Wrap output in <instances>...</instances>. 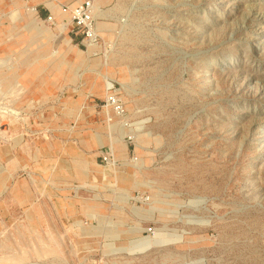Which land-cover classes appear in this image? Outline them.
<instances>
[{
	"label": "rangeland",
	"instance_id": "rangeland-1",
	"mask_svg": "<svg viewBox=\"0 0 264 264\" xmlns=\"http://www.w3.org/2000/svg\"><path fill=\"white\" fill-rule=\"evenodd\" d=\"M29 2L0 0V264H264V0Z\"/></svg>",
	"mask_w": 264,
	"mask_h": 264
},
{
	"label": "built area",
	"instance_id": "built-area-1",
	"mask_svg": "<svg viewBox=\"0 0 264 264\" xmlns=\"http://www.w3.org/2000/svg\"><path fill=\"white\" fill-rule=\"evenodd\" d=\"M28 2L30 0H23ZM67 10L63 9V13H66ZM92 7L90 3L83 4L81 7L77 8L72 13V20L76 23V27L82 28L84 30L85 37L91 42H97V35L93 29V19H92ZM49 21H53L51 16L48 17ZM114 89L113 85H108V90ZM108 102L112 105H118L117 97L114 94H111L108 98Z\"/></svg>",
	"mask_w": 264,
	"mask_h": 264
},
{
	"label": "crops",
	"instance_id": "crops-1",
	"mask_svg": "<svg viewBox=\"0 0 264 264\" xmlns=\"http://www.w3.org/2000/svg\"><path fill=\"white\" fill-rule=\"evenodd\" d=\"M22 3H24L23 0H20ZM56 1H67V0H30V2L28 3L30 7H33L35 8L36 10L38 8H42L43 11L41 12L42 13V16L43 17H46V16H51L54 18V16L56 17H59L61 16V7L59 8L57 5H56ZM33 14L37 15L38 17H40L41 15L38 13V11L36 12H32ZM66 69L67 70H64L63 67H58L56 70V72H59V73H62L63 71H66L67 73H70V74H75V72L77 71L78 67L75 68V65H71V66H66ZM71 78V75L70 77L68 76L66 78V84L69 83V79Z\"/></svg>",
	"mask_w": 264,
	"mask_h": 264
},
{
	"label": "bare ground",
	"instance_id": "bare-ground-1",
	"mask_svg": "<svg viewBox=\"0 0 264 264\" xmlns=\"http://www.w3.org/2000/svg\"><path fill=\"white\" fill-rule=\"evenodd\" d=\"M33 11H36V9H33ZM108 85H110V84H108Z\"/></svg>",
	"mask_w": 264,
	"mask_h": 264
}]
</instances>
